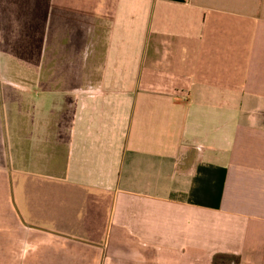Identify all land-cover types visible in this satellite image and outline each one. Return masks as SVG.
Listing matches in <instances>:
<instances>
[{
    "label": "crops",
    "instance_id": "obj_1",
    "mask_svg": "<svg viewBox=\"0 0 264 264\" xmlns=\"http://www.w3.org/2000/svg\"><path fill=\"white\" fill-rule=\"evenodd\" d=\"M0 264H264V0H0Z\"/></svg>",
    "mask_w": 264,
    "mask_h": 264
},
{
    "label": "water",
    "instance_id": "obj_2",
    "mask_svg": "<svg viewBox=\"0 0 264 264\" xmlns=\"http://www.w3.org/2000/svg\"><path fill=\"white\" fill-rule=\"evenodd\" d=\"M176 1H183V0H176Z\"/></svg>",
    "mask_w": 264,
    "mask_h": 264
},
{
    "label": "rangeland",
    "instance_id": "obj_3",
    "mask_svg": "<svg viewBox=\"0 0 264 264\" xmlns=\"http://www.w3.org/2000/svg\"><path fill=\"white\" fill-rule=\"evenodd\" d=\"M1 240V239H0Z\"/></svg>",
    "mask_w": 264,
    "mask_h": 264
}]
</instances>
